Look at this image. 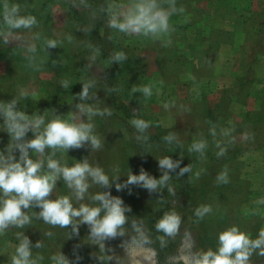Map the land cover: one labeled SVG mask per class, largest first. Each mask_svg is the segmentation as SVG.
<instances>
[{
    "label": "rangeland",
    "instance_id": "obj_1",
    "mask_svg": "<svg viewBox=\"0 0 264 264\" xmlns=\"http://www.w3.org/2000/svg\"><path fill=\"white\" fill-rule=\"evenodd\" d=\"M72 1L73 12L66 0H0V103L15 101L17 111L44 116L45 124L59 115L91 124L98 139L104 134L99 147L88 140L68 149L46 147L44 153L29 149L32 159L45 161L42 171H50L52 158L69 167L87 161L109 176L110 187L88 176L81 200L60 175L48 199L67 195L74 207L94 206L100 203L92 199L97 192L110 191L130 211L118 234L101 240L79 217L67 226L45 222L33 202L23 209L29 223L0 231V264H11L23 236L31 241L35 264H54L52 257L60 253L69 264H191L194 253L215 249L219 233L232 225L256 238L264 229V0H158L175 8L169 31L159 35L109 26L112 12L126 11L136 0H100L106 18L98 32L110 53L105 57L95 49V30L71 29L76 10H89ZM9 15L35 16L37 22L14 28ZM117 52L124 59L116 60ZM115 64L119 68L109 82ZM85 84L88 95L81 98ZM113 85L118 100L148 122L145 131L157 141L150 148L152 167L170 178L155 190L141 184L116 187L143 170L134 140L139 130L141 139L148 136L113 106ZM33 136L29 130L24 139ZM201 141L206 146L198 150L194 144ZM9 142L0 116V150ZM15 155L19 159V149ZM165 156L179 165L161 168L158 161ZM185 167L189 170L181 173ZM225 170L227 182L219 181ZM204 205L211 211L197 216ZM173 211L181 223L174 236H165L155 225ZM250 262L264 264V255L256 250Z\"/></svg>",
    "mask_w": 264,
    "mask_h": 264
},
{
    "label": "clouds",
    "instance_id": "obj_2",
    "mask_svg": "<svg viewBox=\"0 0 264 264\" xmlns=\"http://www.w3.org/2000/svg\"><path fill=\"white\" fill-rule=\"evenodd\" d=\"M13 12L16 11L14 8ZM175 11L166 9L158 0H136L126 11L112 12L109 26L125 33H142L144 35H159L169 31V17ZM7 22L14 28L31 27L37 21L35 16H19L13 18L6 16ZM49 46H55V40L48 41ZM123 52L115 54L116 60L124 59ZM67 87V82H65ZM88 84L84 85L80 93L81 98L88 95ZM146 94H151L150 86L143 87ZM84 111L83 105H78ZM91 113L93 110L88 108ZM0 116L3 117L6 130L10 135L7 149L0 150V231L10 224L22 227L30 222V216L23 211L35 202L41 209L39 215L45 222L67 226L79 217L80 223H86L91 228V235L98 239L114 237L118 230L126 223V212L130 208L125 205L119 196H113L110 191L97 192L92 199L99 201L97 205L82 203L74 207L70 196H60L56 199H48L58 176L62 175L69 187L76 191L77 199H83L89 184L87 177L102 186L110 187L109 176L100 167H92L87 161L78 162L73 166L61 165L52 158L47 159V168L50 171H42L45 161L32 159L29 149L35 153H44L45 148L79 147L84 141L90 140L92 145L99 147L100 140L92 134V125L84 122L75 123L67 118L57 115L45 124L44 116H28L22 111L15 109V101L0 103ZM140 129L148 127V122L142 119L132 121ZM41 125H44L43 130ZM32 130L33 138L25 140L26 133ZM205 142L194 144L196 149H203ZM16 149L20 155L17 159ZM222 149L218 155H223ZM159 166L164 169L176 168L180 161H174L170 156L160 158ZM188 167L182 168L181 173L188 171ZM170 178L167 171L159 178L150 176L142 170L138 175L130 174L125 185L117 184L119 190L127 184H141V186L155 190ZM219 181L227 182V170L217 177ZM210 206L204 205L196 209V215L203 217L210 212ZM103 212V215L101 213ZM181 223V217L176 212L165 213L156 223L155 227L165 236H174ZM165 236H161V246H166ZM39 246V242H37ZM259 250L264 255V229H261L256 238L243 231L237 225H232L218 235V245L215 249L208 248L194 253L191 264H251L250 257L254 251ZM31 241L27 236L20 239L11 264H35L31 259ZM54 264H69L62 254L52 257Z\"/></svg>",
    "mask_w": 264,
    "mask_h": 264
},
{
    "label": "trees",
    "instance_id": "obj_3",
    "mask_svg": "<svg viewBox=\"0 0 264 264\" xmlns=\"http://www.w3.org/2000/svg\"><path fill=\"white\" fill-rule=\"evenodd\" d=\"M81 3H83V6L85 8H88L89 10L85 11L84 13H79L76 10V21L74 20V23L72 24V28L73 26L74 28H78L80 30V32H84L86 31V33H90L89 30L93 29L95 30V34L98 37V41L95 44V49L97 50V53L101 54L103 57L110 55L109 51L107 48H105L104 44H103V40L102 37L99 34V29H100V25L102 23V21L106 18V12L105 9L103 7V5L101 4L100 0H77ZM75 1V2H77ZM66 2L70 5L71 9L70 12H73L74 8H75V3L72 0H66ZM101 9L103 11H101ZM96 18H100L96 24L92 23V20L96 19ZM101 40V41H100ZM119 68L118 64L110 69V71L107 73V79L109 82H112V76H110L112 71H116ZM114 89L112 91L113 93V106L115 108H118V110H120V113L122 114L123 117L125 118H129L131 119L130 121H133L134 119H142L144 120L143 117H141L138 113L133 112L130 110L129 106L120 102L118 100V98L115 96V88L113 85ZM146 129H142L143 132L146 133V135L148 136L147 140H143L140 138L141 135V131L139 130L137 135H136V139L134 140V143L136 144V148H137V155L141 161V164L143 167V170L146 171L150 176H153L157 179H159L161 176L159 174V172L157 171L156 168H153V161L150 155V148L153 145L154 142H157L156 139H153L151 133H147L145 131ZM103 136L104 134L102 133L101 138H99L100 141L103 140ZM120 166L122 165V161L119 162ZM71 235L75 234V231L73 230L72 232L70 231Z\"/></svg>",
    "mask_w": 264,
    "mask_h": 264
}]
</instances>
